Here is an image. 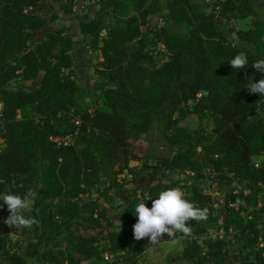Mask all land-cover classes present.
Wrapping results in <instances>:
<instances>
[{
    "label": "trees",
    "instance_id": "obj_1",
    "mask_svg": "<svg viewBox=\"0 0 264 264\" xmlns=\"http://www.w3.org/2000/svg\"><path fill=\"white\" fill-rule=\"evenodd\" d=\"M54 1L69 14L78 0ZM91 1L93 16L68 20H78L77 34L62 24L35 41L46 26L63 22L60 15L46 0H0V195L34 192L26 216L38 221L25 245L12 244L18 230L4 223L9 211L0 201V264H102L105 252L121 254L119 264H139L150 243L133 236L135 206L144 201L151 207L168 187H180L185 198L208 209L206 220L189 222L190 235L175 233L185 241L180 260L264 264V247L254 249L259 221L256 215L244 218L243 205L226 208L223 224L238 230L250 253L230 257L226 241L197 242L222 209L202 191L206 168L215 172L213 181L221 182L226 199L251 207L257 184L264 185V161L250 164L264 156V97L246 87L264 78L252 67L264 59V4L213 0L204 8L196 0ZM153 16L162 25L150 26ZM238 20L249 26L235 27ZM77 35L101 57L93 66L101 95L85 107L78 106L82 88L74 76ZM240 52L248 64L233 69L229 60ZM17 79L25 86L11 88ZM189 103V113L211 129L180 125L184 110L173 117L174 106ZM155 127L165 149L148 166L149 180L137 185L145 169L133 170L125 143L131 136L147 137ZM56 137L66 140L58 143ZM166 170L170 175L163 177ZM185 171L192 175L173 177ZM124 172L132 177L126 184H135L128 189L119 178ZM234 180L250 193L233 194Z\"/></svg>",
    "mask_w": 264,
    "mask_h": 264
},
{
    "label": "rangeland",
    "instance_id": "obj_2",
    "mask_svg": "<svg viewBox=\"0 0 264 264\" xmlns=\"http://www.w3.org/2000/svg\"><path fill=\"white\" fill-rule=\"evenodd\" d=\"M199 6L206 8L208 7L213 0H196ZM92 3L91 0L87 1V4L82 7V11L84 9L88 8L89 10H92ZM260 10V9H259ZM90 16H93V13H91ZM58 24H61V21L58 20L55 23H51L48 26L45 27L49 28V30L54 29L58 26ZM150 26H160L162 25V21L156 17L153 16L150 19L149 22ZM220 24L224 26V21L221 20ZM233 25L238 28H245L249 26V21H234ZM44 32H38L35 36V41L41 38V35ZM76 47L74 49V58H75V65H74V70L77 69V71L74 72V76L78 84L82 89H80L79 94H78V106H91L92 105V100L95 97H100L101 95V89L99 87V82L101 81L99 77L94 74L93 71V66L96 62V58L101 59L100 54L97 51H92L88 48L85 47V45L82 43L81 39L76 37ZM161 48V47H160ZM76 64L78 66H76ZM79 73V75L77 74ZM11 88H17V86H25V83L23 81H20L19 79L13 81L10 83ZM192 103L183 105H177L173 107V117H179L181 116L179 111L184 110V115L179 117L180 122L179 124L188 128H196L198 126H201L205 130L211 129V124L208 123L207 121L199 120L198 117L194 114L189 113L188 108L190 107ZM148 138V140H147ZM63 140H66L64 138ZM68 140V139H67ZM2 140L0 139V143ZM162 140L160 138V133L157 130V127H155L152 132L147 135H140V136H131L127 139L125 143V148H127L132 156V159L130 160V166L133 168V170L137 171L140 170L141 168H144L143 172V182L138 181L136 184H144L145 180H149V174L147 172H150V169L148 166H154V157L158 154H161L165 147L162 146ZM147 154L150 156V159H146ZM147 162V165L144 164V162ZM264 161V156L257 157L254 160V164H259L260 162ZM166 171H164L163 177H166ZM174 178H177L176 175H173ZM182 176L181 178H183ZM119 178L121 182L125 183V189H128L129 187L134 186L135 184L130 182L127 183L129 180H131V176L124 172L121 175H119ZM212 181V180H211ZM102 188V185L100 186V189ZM201 188L204 193L210 194V196H213V200L216 202L217 199L215 198H220L222 194H224V188L221 182L219 181H213L209 182L206 180H203L201 182ZM232 190H242L243 184L238 182V180H234V182L231 184ZM112 192H114L112 190ZM111 192V193H112ZM102 200V199H101ZM119 200H116L114 203V206L119 203ZM221 202L219 201L216 204V208H221ZM110 214H112V211L109 206L106 207ZM114 215V213L112 214ZM222 219L219 218L216 223H211L212 226H208V229H215L222 224ZM24 232L26 236L24 235ZM29 229H24L22 231H16L15 233L11 234V239H12V244L14 245H20L25 243L28 240V236H30ZM237 234V235H235ZM238 230L235 231L234 234H227L226 236V250L228 256L232 257L233 255H246L251 252V247L244 246V240H242L240 237H238ZM204 238L205 237L204 235ZM203 239V238H202ZM204 241V239L202 240ZM198 242H201V240H198ZM184 237L181 235L177 236H172L168 237L165 235L158 243L152 244L146 248L144 253L139 257V264H169L170 261H172V264H191L187 263L186 261L180 260L179 256L180 253L183 249L184 246ZM19 251H22V249H19ZM253 256V255H251ZM253 258V257H252ZM123 260L121 254H113L112 257H109V259L103 258L99 261H102V264H119ZM90 261H84L83 263H89ZM29 264H36L34 259L29 260Z\"/></svg>",
    "mask_w": 264,
    "mask_h": 264
},
{
    "label": "clouds",
    "instance_id": "obj_3",
    "mask_svg": "<svg viewBox=\"0 0 264 264\" xmlns=\"http://www.w3.org/2000/svg\"><path fill=\"white\" fill-rule=\"evenodd\" d=\"M233 69L247 66L248 58L240 52L229 60ZM252 67L264 73V59L253 62ZM250 93H259L264 97V78L246 85ZM3 183V181H0ZM34 192H26L23 196L11 192L0 195V201L7 205L9 215L4 223L10 228L22 231L32 229L38 221L32 216H26L33 205ZM136 223L133 227V236L136 240L147 239L148 243L156 244L165 235L172 237L176 232L184 235L191 234V221L200 222L208 217L207 208H199L189 199L180 187H168L158 193L157 198L151 200V207L144 201L135 206Z\"/></svg>",
    "mask_w": 264,
    "mask_h": 264
},
{
    "label": "built area",
    "instance_id": "obj_4",
    "mask_svg": "<svg viewBox=\"0 0 264 264\" xmlns=\"http://www.w3.org/2000/svg\"><path fill=\"white\" fill-rule=\"evenodd\" d=\"M1 108H2V104L0 102V113H1ZM1 115V114H0ZM78 123V122H76ZM54 141L56 142H60V141H64L63 139H60L59 137L53 138ZM252 165L257 166L258 164H254V161H251ZM205 174L207 176L206 181H209L210 183L213 182V178L215 177V172L210 169V168H206L205 170ZM166 175H170V173H168V171L166 170ZM165 175V176H166ZM188 175H192V172L190 171H185V172H180L178 173L176 176L177 178H180L182 176H188ZM212 180V181H211ZM183 183V181H182ZM233 194H239L242 193L243 195H247L250 193V190L247 188H243L242 190H236L234 189L232 191ZM217 199V201L215 202V206L216 204L220 201L221 202V214H220V218L222 219V221L224 222L227 218V210L226 208H235L238 205H243L244 206V210L242 211V216L244 218L247 219H251L253 218H257L259 221V223L255 226V229L257 230L256 233V245L254 247V249H259L264 247V185L261 183L257 184V190H256V194L254 197V205L251 207L249 205H245V202H243L241 199L237 198L235 201H233L232 199H226L225 198V192L224 194H222V196H220V198H215ZM220 224L219 227L215 228V229H208L206 233L204 235L201 236L198 240H201V242H198L201 246H203V239H210L213 241H218V242H225L226 240V235L227 234H234L235 233V229L232 226H229L227 229H225L224 224ZM253 236V235H252ZM203 238V239H202ZM264 255V253H262ZM112 253L110 252H105L103 254V258L105 259H109V257H112Z\"/></svg>",
    "mask_w": 264,
    "mask_h": 264
},
{
    "label": "water",
    "instance_id": "obj_5",
    "mask_svg": "<svg viewBox=\"0 0 264 264\" xmlns=\"http://www.w3.org/2000/svg\"><path fill=\"white\" fill-rule=\"evenodd\" d=\"M46 1L54 9V11H56L60 15L61 20L65 24V21L71 20L80 14L85 0H78L73 11L69 14H65L61 10V7L54 0H46ZM251 1L256 5L264 4V0H251Z\"/></svg>",
    "mask_w": 264,
    "mask_h": 264
},
{
    "label": "crops",
    "instance_id": "obj_6",
    "mask_svg": "<svg viewBox=\"0 0 264 264\" xmlns=\"http://www.w3.org/2000/svg\"><path fill=\"white\" fill-rule=\"evenodd\" d=\"M81 13V15L83 16V17H85V16H90L91 15V11L87 8H85L84 9V11H82V12H80ZM64 25L65 26V24H66V27H67V29L69 30V31H71V33H74V34H77L78 33V20H72V21H67L65 24L63 23V22H61V24H58V26H61V25ZM49 30V28H44L43 30H42V32H46V31H48ZM41 32V31H40ZM41 37H42V35H41ZM41 39V38H40ZM40 39H38L37 41H39ZM76 66H78L77 64H76ZM75 71H77V69L75 70ZM78 75H79V73H77Z\"/></svg>",
    "mask_w": 264,
    "mask_h": 264
}]
</instances>
